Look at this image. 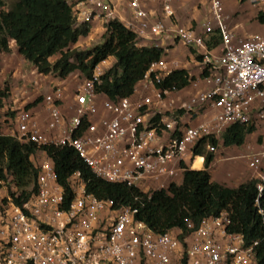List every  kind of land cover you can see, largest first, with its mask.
Wrapping results in <instances>:
<instances>
[{"label": "built area", "instance_id": "1", "mask_svg": "<svg viewBox=\"0 0 264 264\" xmlns=\"http://www.w3.org/2000/svg\"><path fill=\"white\" fill-rule=\"evenodd\" d=\"M66 1L76 22L90 23L92 33L101 32L102 38L117 21L133 31L140 44L166 47L172 40L195 48L208 70L202 77L208 85L201 88V81L194 80L189 100L178 105L172 95L179 91L162 87L177 61L162 57L147 70L143 91L113 101L96 92L107 58L74 88L71 103H62L64 91L57 84L44 96V116L29 103L22 106L9 134L41 148L36 154L38 191L22 206L0 200V264H258V241L246 244L242 233L230 231L227 211L204 218L182 240L180 229L159 232L136 217L138 208H114L113 199L89 193L80 171L68 177L66 188L43 147H72L110 182L145 193L166 187L186 168L193 169L194 148L202 139H207V151L215 153L233 124L264 121V36L238 37L223 0H202L212 15L203 31L174 20L177 0ZM216 31L221 42L213 52L207 42ZM244 156L258 173L260 197L264 146ZM187 226L194 227L190 220Z\"/></svg>", "mask_w": 264, "mask_h": 264}, {"label": "trees", "instance_id": "2", "mask_svg": "<svg viewBox=\"0 0 264 264\" xmlns=\"http://www.w3.org/2000/svg\"><path fill=\"white\" fill-rule=\"evenodd\" d=\"M5 6L6 0H0V7ZM257 19L264 24L263 11L258 12ZM91 33L92 25L78 24L73 17L72 6L66 0H13L10 8L0 13V50L11 51L10 42L15 41L19 53L40 74L53 73L66 79L73 72H80L86 78H91L95 66L113 56L115 63L106 69L96 85L97 93L113 101L133 97L151 63L167 56V50L171 47L140 44L133 31L113 21L99 44L86 50L72 48L81 37H90ZM220 42V36L216 37L213 44L207 42L208 48L217 47ZM190 51L197 60L202 61L203 56L197 54L195 48L191 47ZM56 55L60 56L53 62L51 58ZM207 75L208 70L204 68L200 76ZM195 79L196 76L187 69L176 68L165 77L162 87L180 91ZM64 84L61 86L66 92ZM10 90L9 86H0V106L3 99L10 96ZM43 99L40 97L29 106L38 105ZM13 123L16 126V120ZM256 129L254 119L248 124L235 123L223 133L221 146H241ZM206 141V138L202 139L200 145L194 148L195 155L205 156L204 169L186 168L181 181L174 179L166 187L150 193L98 176L72 147L43 148L52 157L58 180L66 188L68 177L80 171L89 193L99 198L113 199L114 208L124 205L138 208L136 217L159 232L180 229L182 240L197 229L204 218L227 211L230 217L228 229L242 233L246 244L258 241L255 247L257 262L264 264V192L258 196V179L248 180L234 188L214 181L210 167L216 152L207 151ZM211 141L218 142L216 139ZM40 149L35 143H22L14 136L3 133L0 127V184L12 182L7 193L0 194L2 202L22 206L34 197L38 191L40 172L36 154ZM187 220L193 223V229L188 228Z\"/></svg>", "mask_w": 264, "mask_h": 264}, {"label": "crops", "instance_id": "3", "mask_svg": "<svg viewBox=\"0 0 264 264\" xmlns=\"http://www.w3.org/2000/svg\"><path fill=\"white\" fill-rule=\"evenodd\" d=\"M157 5L158 3L157 4L153 3L152 7L155 10H157L156 8ZM159 10H160V7H159ZM199 20H200L199 15H196V11H195V21L197 23H200ZM168 45L171 46L167 50L166 57L168 58V60L177 61L179 64L181 62L180 68H185L190 72V69L186 66L185 62L183 61V57L181 55L178 56L177 53L172 54L174 53L173 52L174 50L181 47L182 43L178 41L173 42L172 40H170L168 42ZM211 51L217 52L218 46L212 48ZM198 52L200 53V51ZM15 54H16L15 51L9 55L8 53H5L0 50V75L2 74L12 75L11 80L13 81L11 83V95L8 98V100H10V104H7L8 101L4 98L2 101L3 104L1 108L3 111H5L6 109L8 110L9 108L15 111L14 116L9 117L10 125L8 127L4 125V121H6L7 117H4L3 119H1V122H2L0 123L1 131L3 133H8V134L10 133L11 130H13V128H15V124L13 123V121L15 120L16 115L18 114L20 108L26 105L27 102L31 103L34 101L33 99H30V98H33L35 96L34 91L31 93V89L35 86L36 83H38L39 85L38 88L46 89L45 92L48 94L50 93V91H52V88L54 85H57V84L61 85L63 83L68 82L64 86V88L67 91L65 92L63 89L64 91L63 101L65 102L66 105L72 102L73 100L72 92L74 88L80 85L77 82V80L74 78L76 76V72H73L72 74H70L66 79H62L52 74L43 75V74L38 73L36 67L32 63L27 61L26 59L23 60L22 64H19V65L14 64L12 60ZM188 55H190L191 57L193 56L189 52H188ZM201 63L202 61L197 60L195 57V66L196 64L200 65ZM29 69H31V72H35L37 75L32 76ZM195 76H196L195 81L200 82V80H202V77L200 76V71H198L196 67H195ZM15 82H17V85L15 84ZM190 88H191V85H189L183 90H180L179 92H183L184 94H187L190 92ZM16 89L17 90L19 89V92H15ZM136 89H137L136 92L143 91V88L141 87V82H139ZM40 90L41 89H39V91ZM33 109L36 111L39 117L44 116L45 114L44 99L40 102V104H38L37 106H34ZM197 119L198 117L195 118V122ZM255 121H256L257 129L256 131H254L253 133L247 136L246 141L243 145L241 146H235V145L220 146L218 151L215 153V158L210 167L211 176L214 181L234 188V187L239 186L243 182H246L248 180L258 177L257 171L253 169L252 167H250L247 158H245L244 156L245 154L258 151L264 146V121L258 120L257 118H255ZM258 135L261 136L260 139H257ZM252 136L254 138L253 140L250 139L252 138ZM255 136H257L256 140H255ZM204 168H205V156L197 155L195 157V163L193 165V169L201 170ZM182 175L181 177H179L178 181L182 180ZM174 231H177V230L175 229Z\"/></svg>", "mask_w": 264, "mask_h": 264}, {"label": "rangeland", "instance_id": "4", "mask_svg": "<svg viewBox=\"0 0 264 264\" xmlns=\"http://www.w3.org/2000/svg\"><path fill=\"white\" fill-rule=\"evenodd\" d=\"M12 1L13 0H6V6L0 7V13L3 10L9 9L11 4H12ZM182 1H184V2H182ZM254 2H255L254 0H246V1H243V0H223L224 6H225L224 7L225 13H226V15L229 16L228 17L229 25L231 26L233 31L237 34V36L240 38L241 37L246 38L249 35H253V34H261L262 36H264V24L260 23L257 19L258 12L259 11L264 12V3H262L261 5H255ZM159 7H160L159 5L156 6L158 11H159ZM176 7H177V18H174V20L176 22L182 24V25L194 27V28H197L199 31H203L206 23H209L212 20L210 6L206 1H202V0H177ZM195 11H196V15H199L200 23H197L195 21ZM100 33L101 32H99V34L93 32L90 34V37H81L79 42L74 44L72 46V48H77L80 50H86V49L94 47L95 45L102 42L104 39V38H102L103 35L101 36ZM216 37H219L218 31H216L215 35H213V37L210 40H208V43L210 42L211 44H213L215 42ZM10 45H11V51L5 52V53H8L10 55L15 51L16 54L13 56L12 62L14 64H17V65L22 64V62L25 58L19 53L18 47H17L15 41L12 40L10 42ZM190 48L191 47L185 46L182 44L181 47L174 50L173 51L174 53H172V54L177 53L178 56L181 55L183 57V61L185 62L186 66L190 69L191 75H195V67L198 71H200V74H201L202 71L204 70L205 65L203 63H201L200 65L196 64V66H195V55L190 51ZM188 52L191 53L193 56L191 57L190 55H188ZM197 53L202 55L198 51H197ZM59 56L60 55L53 56L51 58V60L54 62V61H56V59ZM165 57H166V55H165ZM115 61H116V59L113 56H110L108 58V63L104 64L105 69L106 68L108 69L109 67H111L115 63ZM175 65L177 68L178 67L180 68L181 62H180V64L178 62H176ZM29 71H30L32 76L37 75L35 72H31V69H29ZM52 75H54V74L52 73ZM11 76L12 75H9V74L0 75V84L2 87L9 86L11 88V83L13 82L11 80ZM74 78L77 80V82L79 84H81V83L83 84L85 81V76L82 75L80 72H76V76ZM200 81H201L200 82L201 88L205 89V87L208 84H206L204 82V80H200ZM66 83H68V82H66ZM66 83L64 85H66ZM15 84L17 85V82H15ZM18 87H20V86H18ZM38 87H39V85H38V83H36L35 86L31 89V93L34 91L35 96L33 98H30V99L36 100L40 97L43 98L45 95H47V93L45 92L46 89H42V88H38ZM39 89H41V90L39 91ZM15 92H19V89L18 90L16 89ZM9 95H11V90L9 92ZM172 97L175 99V101L178 105L180 103L186 101L187 99L189 100V98H190L189 93L184 94L183 92H179L177 94L174 93V95H172ZM8 98L9 97H5V99L8 101L7 104H10V100H8ZM27 103H30V102H27ZM1 108H2V106H0V123H2L1 119H3L4 117H7L6 121H4V125L6 127H8L10 125L9 117H13L15 114V111L11 110L10 108L8 110L6 109L5 111H3ZM196 116H197V114L195 113V118H196ZM256 137L257 136H255V140H256ZM260 137L261 136L258 135L257 139H260ZM250 139L253 140L254 139L253 136ZM245 158H247V160H248L247 156H245ZM10 184H12V182H4L3 184H0V194L7 193V190H9Z\"/></svg>", "mask_w": 264, "mask_h": 264}, {"label": "bare ground", "instance_id": "5", "mask_svg": "<svg viewBox=\"0 0 264 264\" xmlns=\"http://www.w3.org/2000/svg\"><path fill=\"white\" fill-rule=\"evenodd\" d=\"M195 163V162H194Z\"/></svg>", "mask_w": 264, "mask_h": 264}]
</instances>
